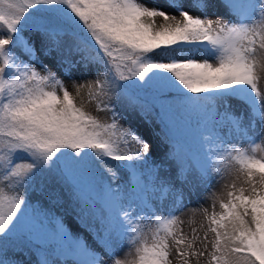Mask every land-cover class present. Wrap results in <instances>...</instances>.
Masks as SVG:
<instances>
[{
	"label": "snow or ice",
	"instance_id": "snow-or-ice-1",
	"mask_svg": "<svg viewBox=\"0 0 264 264\" xmlns=\"http://www.w3.org/2000/svg\"><path fill=\"white\" fill-rule=\"evenodd\" d=\"M165 2L178 15L144 0H0V243L15 237L46 246L36 264H59L52 258L59 255L79 257L75 264H172L173 247L181 264H190L189 257L199 264L206 254L208 264H264V90L259 86L264 79V0H226L229 18L195 15L183 0ZM208 6L206 0L189 4L205 13ZM43 12L53 13L55 23L38 30L37 39L26 40L31 18ZM156 18L163 23L157 25ZM80 65L97 67L93 80L71 81V70ZM65 68L72 91L60 74ZM153 83L174 90L185 109L220 104V118L211 121L203 138L209 147L198 171L201 179L210 169L222 179L232 176L223 186L231 190L226 201L213 194V209L219 199L222 211L208 215L207 208L201 209L207 220L204 235L192 229L188 239L177 214L184 210L188 168L181 162L173 177L162 178L164 161L153 163L154 191L161 200L170 197L171 206L161 211L140 197L137 212L118 188L101 186L106 211L94 218V249L72 238L59 218L49 220L48 213L34 209L29 190L44 193L59 177L84 203L83 216L91 199L85 180L90 165L113 178L118 173L110 161L132 174L147 166L153 145L120 122L111 101ZM84 88L97 111L111 113L110 122L78 106ZM234 99L247 116L232 110ZM217 125L240 133V140H224ZM257 125L259 135H249ZM241 177L247 189L237 187ZM208 232L214 234L211 241ZM57 238L63 250L52 247ZM0 264L23 261H10L0 247Z\"/></svg>",
	"mask_w": 264,
	"mask_h": 264
},
{
	"label": "rangeland",
	"instance_id": "rangeland-1",
	"mask_svg": "<svg viewBox=\"0 0 264 264\" xmlns=\"http://www.w3.org/2000/svg\"><path fill=\"white\" fill-rule=\"evenodd\" d=\"M144 2L148 3L150 6H156L162 8L169 14H177L174 9L169 8L165 2V0H144ZM208 3V8L205 12H196L193 9L189 8L190 0H183V6L188 8L195 15H207L211 18H216L217 16H222L224 18H229V10L226 9L223 5L226 0H206ZM156 23L159 25L163 23L162 18H156ZM40 29H36L28 40L37 39L36 33ZM39 47V45L37 44ZM197 59H201L202 57L197 56ZM47 62V61H46ZM62 78L65 79L66 84L69 86V90L72 91L71 82L68 76V69L65 68L61 71ZM97 74V67L95 65H91L85 68L83 65H80L71 70V81H75L77 83H85L94 79ZM259 86L262 90H264V79H262L259 83ZM87 88L81 90V96L77 97L78 106L82 105L84 109L90 112L92 115L96 116L102 122H109L111 118V113L106 111H97L95 102H88L87 96ZM75 94V93H74ZM115 99V96L113 100ZM232 105V110L235 111L238 115L241 112L245 113L247 116V110L243 104L240 103L238 99H234L230 101ZM119 109L116 111L120 116V122L125 127H132L136 130L140 135H142L145 139H148L149 142L153 145L154 154L149 158V163L147 166L142 167L144 170L142 172L143 181H140L135 178V175L131 173L132 181L125 183V188L123 187V182H121L120 178L114 180V184L111 185L113 188H118L121 195L124 197L126 205L128 203L132 204V208L136 209L139 212V208L137 207L139 203V198L143 197L146 200H150L155 203L157 208H160L161 211L169 208L171 206V198L169 197L167 200H161L159 198V193L154 191V182L150 179V176L153 174L152 165L155 163L156 165H160L163 160L164 163L160 167L159 175L162 178L173 177L175 171L180 167L181 162L185 164L188 168V181L189 183L185 187V198H184V210L182 213H177L181 216V219L184 221L181 226L184 234L191 239L193 236L192 229H196V235L199 237H203L204 232L207 228V220L205 218V214L201 211L203 208L208 209V215H211L213 211L219 213L222 211L219 207V199L227 200V191L231 189L224 188L225 183H230L233 179L232 176H225L223 179L215 173V169H210L209 176L206 179H201L199 177V167L204 163L203 154L208 144H204L200 138L195 137V139L190 138L185 134V137L182 134H178L177 131H174L171 127H165L161 120L158 118L156 114L152 111L145 112L141 107L136 106L135 104H131L129 102L118 103ZM216 110L214 113L208 116V122L212 127L211 121L215 118L219 120V116L217 112H222L223 109L218 102H216ZM204 116L198 114L194 117V122L198 127H201L203 123ZM210 127V128H211ZM215 130L223 136V139L226 141H231L232 143H236L240 140V133L230 129L227 126L217 125ZM208 134V132H207ZM249 135H259V125L255 130V133H250ZM174 143H177L178 146L182 147L185 150L184 158L179 159L176 157L173 159V154L171 152V148ZM174 149V148H173ZM176 153V151L174 152ZM139 181V186H138ZM58 182L49 181V187L46 189L44 193L35 192L32 193L31 189L29 190L31 199H29V204L34 208L41 212L48 213L49 220L53 218H59L62 222L64 229L72 238H79L82 242L92 246L94 249L96 248V224L97 221L91 216L86 218L87 223H82V221L78 218V214L76 213V208L73 203V199L71 198L70 192L63 187H59ZM108 181L104 180L101 184L107 185ZM237 187H245L248 188V185L244 183V178L236 180ZM145 190H141V189ZM126 189V190H125ZM190 191V194H189ZM128 193V194H127ZM213 194H215L217 199L215 209L212 207ZM247 194V192L245 193ZM130 195V196H129ZM130 197L134 200L130 201ZM91 200L94 201L99 208L100 214L102 210H104V201L101 197H95L93 193H91ZM106 211V210H104ZM250 219V218H249ZM204 227H201V225ZM51 228V224L48 225ZM209 241L214 239V234L208 232ZM122 248L120 250L121 256H123V252L126 251V238L123 242H121ZM63 245V244H62ZM60 250H63L65 245L61 246ZM181 247H184L183 245ZM196 250H200L202 245L197 242L194 245ZM211 244L209 243L208 251L211 252ZM7 258L10 261H23V264H36L39 254L31 248L30 246H26L25 249H17L10 248L7 249ZM173 256L171 257L172 264H181V261L175 257V248L172 249ZM55 258L59 261V264H75V262L79 259V257L75 255H59ZM210 257L206 254L203 257L199 258V264H208ZM190 264H197V259L195 257H189Z\"/></svg>",
	"mask_w": 264,
	"mask_h": 264
},
{
	"label": "trees",
	"instance_id": "trees-1",
	"mask_svg": "<svg viewBox=\"0 0 264 264\" xmlns=\"http://www.w3.org/2000/svg\"><path fill=\"white\" fill-rule=\"evenodd\" d=\"M54 23L55 15L53 13L43 12L38 16H34L31 18L30 22L25 28V31L23 33L24 38L28 40L31 34L36 29L41 30L45 26H49ZM15 51L18 52L19 50L15 49ZM113 88L115 89V86H113ZM123 101L135 104L136 106L141 107L145 112L152 111L158 116V118L166 128L171 127L172 129H174V131H177L184 137L186 134L192 139H195V137L200 138V140H202L204 144L206 143L203 138L207 135L208 129L211 127L210 123L208 122V116L214 113L217 108L216 103L206 102L210 105V109H205L204 107L185 109L180 104L175 91L159 83H153L150 85H145L143 87L128 89L127 92L123 95H120L119 98H115L111 101L112 106L116 111H118L119 109L118 103H123ZM198 114L204 116L201 127H198L194 122V117ZM205 125H207V128L205 127ZM170 150L179 159L184 158L185 150L182 147H177L175 150L176 153H174L175 151L173 149V146ZM110 163L113 164V166L116 168V171L118 173L116 178H113L107 173H104L103 170L96 164L90 165L85 173L86 188L89 189L91 193H93L96 197H100V188L104 180H107L108 184L113 185L114 180L120 178L121 182H123L124 188L126 182L132 181L130 172L127 171L124 164L118 161H110ZM143 171L144 170L142 169V167H139L137 170L138 173L136 174L135 178L143 181ZM56 181L58 182L57 184L59 185V187H63L70 192L74 206L77 209L76 213L78 214V218L82 221V223H87L86 218L90 216V213L93 218L100 215L99 208L94 203V201L90 199L89 206L84 211L82 216L81 209L84 208V203L75 198L72 193L70 183L65 182L59 177ZM132 200L134 199L130 197V201ZM62 244L65 245L62 241L59 240V238H57V240L53 242L52 247L54 249H61V246H63ZM26 246H30L31 248H33L37 254L47 251L46 246H40L35 241H33L32 243H28L26 239L24 241H21L16 239L15 237H13L12 240H4L3 243H0V247L5 248L6 250L10 248L25 249Z\"/></svg>",
	"mask_w": 264,
	"mask_h": 264
}]
</instances>
